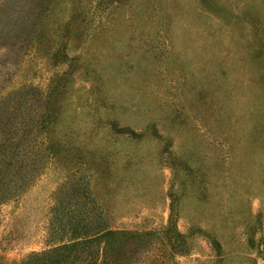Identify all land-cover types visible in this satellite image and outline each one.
I'll use <instances>...</instances> for the list:
<instances>
[{
    "label": "rangeland",
    "instance_id": "rangeland-1",
    "mask_svg": "<svg viewBox=\"0 0 264 264\" xmlns=\"http://www.w3.org/2000/svg\"><path fill=\"white\" fill-rule=\"evenodd\" d=\"M53 11L0 88L35 85L48 121L47 159L0 199V264L68 242L74 219L116 232L93 264H264V0Z\"/></svg>",
    "mask_w": 264,
    "mask_h": 264
},
{
    "label": "trees",
    "instance_id": "trees-1",
    "mask_svg": "<svg viewBox=\"0 0 264 264\" xmlns=\"http://www.w3.org/2000/svg\"><path fill=\"white\" fill-rule=\"evenodd\" d=\"M54 7L55 0H12L9 9L3 7L0 10V88L4 87L5 77L13 70L18 52L24 48L27 51L33 40H43L40 23L54 14ZM6 40L10 41L9 46H6ZM39 91L35 85L23 84L0 94V170L4 165L10 169L6 173L0 171V199L18 192L19 180L28 177L22 172L27 163L45 162L40 135L48 121L40 115L44 101H40ZM30 98L38 104L34 112H30ZM15 101L17 107L13 110ZM74 220L68 242L34 252L21 264H93L94 243L101 239L109 241L116 232L93 228L91 224L79 229ZM131 264L140 263L135 258Z\"/></svg>",
    "mask_w": 264,
    "mask_h": 264
}]
</instances>
